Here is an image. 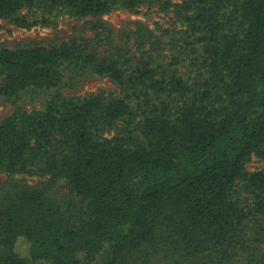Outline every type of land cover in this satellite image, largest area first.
<instances>
[{"label": "trees", "instance_id": "16d2710c", "mask_svg": "<svg viewBox=\"0 0 264 264\" xmlns=\"http://www.w3.org/2000/svg\"><path fill=\"white\" fill-rule=\"evenodd\" d=\"M145 1L0 0V19L32 28L50 20L18 15L24 7L85 17ZM176 7L207 70L198 88L149 64L127 76L78 39L0 48V96L54 88L67 65L120 88L57 97L41 112L0 121V171L64 178L85 203L65 210L29 187L10 196L0 208V264H91L108 244L103 264H264V170L247 168L253 156L264 159V0ZM255 219L250 237L245 226Z\"/></svg>", "mask_w": 264, "mask_h": 264}, {"label": "rangeland", "instance_id": "374dc122", "mask_svg": "<svg viewBox=\"0 0 264 264\" xmlns=\"http://www.w3.org/2000/svg\"><path fill=\"white\" fill-rule=\"evenodd\" d=\"M182 0H146L135 9L117 7L101 16L78 17L64 10L48 12L43 7H24L20 16L42 20L32 28L16 25L11 18L0 19V48L23 49L35 45L60 46L64 42L78 39L88 50L100 58L116 61L121 69L131 76L139 67L149 64L161 75L175 73L186 83L198 88L207 77V70L201 65L200 51L193 48L192 39L186 32L184 18L178 13L177 5ZM117 96L120 88L107 76L95 74L90 67L67 65L62 81L51 89H26L16 96H0V121L12 116L43 111L50 101L57 97L77 100L92 95ZM121 125V124H120ZM115 129L107 134L114 135ZM249 171L264 170V159L253 156L247 164ZM42 190L45 195L63 209H84L85 203L69 188L66 179L53 180L50 176L9 175L0 171V208L22 188ZM243 205L253 202V196L242 192ZM264 224V217L262 218ZM260 220H251L245 226L250 237L259 227ZM264 249V243L260 245ZM17 251L25 256L28 245L20 241ZM113 253L108 244L91 264L107 262ZM176 259L169 264H178ZM160 261L153 263L158 264ZM192 262H190L191 264ZM184 264V263H180Z\"/></svg>", "mask_w": 264, "mask_h": 264}]
</instances>
